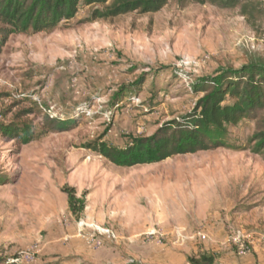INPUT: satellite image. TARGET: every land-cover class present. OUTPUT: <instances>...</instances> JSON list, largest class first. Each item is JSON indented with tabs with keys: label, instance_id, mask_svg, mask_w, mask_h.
<instances>
[{
	"label": "rangeland",
	"instance_id": "374dc122",
	"mask_svg": "<svg viewBox=\"0 0 264 264\" xmlns=\"http://www.w3.org/2000/svg\"><path fill=\"white\" fill-rule=\"evenodd\" d=\"M100 6L0 52V261L8 264H264V159L252 121L227 127V149L118 167L90 150L125 149L191 114L193 83L264 61V20L172 0L160 12L94 20ZM68 132L50 133L34 109ZM65 189L85 198L75 217Z\"/></svg>",
	"mask_w": 264,
	"mask_h": 264
},
{
	"label": "trees",
	"instance_id": "16d2710c",
	"mask_svg": "<svg viewBox=\"0 0 264 264\" xmlns=\"http://www.w3.org/2000/svg\"><path fill=\"white\" fill-rule=\"evenodd\" d=\"M172 0H0V52L8 39L19 34L49 33L64 21L73 19L79 7L100 6L94 20L115 19L133 13L150 15L160 12ZM198 5H211L219 10L236 11L254 27L264 20V0H181ZM199 98L195 110L164 126L148 139H136L125 149L95 142L88 148L118 167L159 164L167 159L199 152L229 148L224 141L227 127L248 120L256 124L251 139L253 153L264 159V61L251 62L240 69H220L214 77L197 80L192 85ZM42 117L50 133L68 132L74 123H58L34 109L21 113ZM0 135L22 140L29 135L23 123L0 124ZM71 213L79 218L86 208L85 198L75 189H65ZM190 264H218L214 255L204 253L191 258ZM0 264H8L0 261Z\"/></svg>",
	"mask_w": 264,
	"mask_h": 264
}]
</instances>
